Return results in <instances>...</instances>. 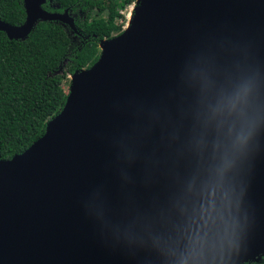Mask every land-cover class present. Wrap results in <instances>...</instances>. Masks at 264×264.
Returning <instances> with one entry per match:
<instances>
[{"label":"water","instance_id":"water-1","mask_svg":"<svg viewBox=\"0 0 264 264\" xmlns=\"http://www.w3.org/2000/svg\"><path fill=\"white\" fill-rule=\"evenodd\" d=\"M48 1L0 30L82 35ZM100 48L45 133L0 160V264L259 262L264 0H136Z\"/></svg>","mask_w":264,"mask_h":264},{"label":"trees","instance_id":"trees-1","mask_svg":"<svg viewBox=\"0 0 264 264\" xmlns=\"http://www.w3.org/2000/svg\"><path fill=\"white\" fill-rule=\"evenodd\" d=\"M135 1L53 0L57 8L48 1V10L76 14L82 33L77 39L55 21L39 22L26 40L0 30V160L25 151L45 133L66 103L68 76L98 60L100 42L124 30L122 11ZM25 18L23 0H0V19L19 25ZM244 264H264V257Z\"/></svg>","mask_w":264,"mask_h":264},{"label":"rangeland","instance_id":"rangeland-1","mask_svg":"<svg viewBox=\"0 0 264 264\" xmlns=\"http://www.w3.org/2000/svg\"><path fill=\"white\" fill-rule=\"evenodd\" d=\"M136 2V1H135ZM135 2L132 3L131 5L127 6L122 12L124 13L125 15V18H126V24L124 26L127 27L128 24H129V20L133 14V9H134V6H135ZM95 14V11L93 12ZM74 15H76L75 13H73ZM70 33L73 34V32L70 30ZM75 38L77 39V37L75 36ZM70 82H71V77L70 75L68 76V79H66V81L64 82V85L66 87L67 90H69V87H70Z\"/></svg>","mask_w":264,"mask_h":264},{"label":"flooded vegetation","instance_id":"flooded-vegetation-1","mask_svg":"<svg viewBox=\"0 0 264 264\" xmlns=\"http://www.w3.org/2000/svg\"><path fill=\"white\" fill-rule=\"evenodd\" d=\"M52 7H53V8H57L56 6H53V5H52ZM52 11H56V10H52ZM57 11H58V10H57ZM60 12H61V11H60ZM72 14H73V13H72ZM75 36L78 37V35H75ZM75 36H74V37H75Z\"/></svg>","mask_w":264,"mask_h":264}]
</instances>
